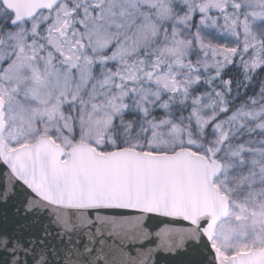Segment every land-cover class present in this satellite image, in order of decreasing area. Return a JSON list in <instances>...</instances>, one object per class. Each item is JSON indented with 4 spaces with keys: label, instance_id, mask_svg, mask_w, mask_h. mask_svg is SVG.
Here are the masks:
<instances>
[{
    "label": "snow or ice",
    "instance_id": "1",
    "mask_svg": "<svg viewBox=\"0 0 264 264\" xmlns=\"http://www.w3.org/2000/svg\"><path fill=\"white\" fill-rule=\"evenodd\" d=\"M0 164L39 264H116L152 215L264 264V0H0Z\"/></svg>",
    "mask_w": 264,
    "mask_h": 264
},
{
    "label": "water",
    "instance_id": "2",
    "mask_svg": "<svg viewBox=\"0 0 264 264\" xmlns=\"http://www.w3.org/2000/svg\"><path fill=\"white\" fill-rule=\"evenodd\" d=\"M13 180L6 166L0 164V191H8L11 196L7 203L0 202V264H39L40 250L34 254V237L25 236L24 240L28 247L12 240L11 247H5V241L9 236H19V226L24 221V201L28 198L23 187H17L13 192ZM125 218H135L137 215L128 210H118ZM108 215L112 212L105 213ZM43 223L49 227L53 235L61 231L56 223L53 212H41ZM191 226L187 221L178 218H170L152 215L144 221V227L138 232V239L125 241L122 252L116 250L114 259L116 264H124L129 257L142 259L145 264H196L203 260V256L190 248L191 241L182 243L183 233ZM7 231L8 235L2 234ZM85 244L88 237L83 238ZM185 254V256H182ZM208 259H211L209 256ZM184 260V261H183ZM206 264V261L204 262Z\"/></svg>",
    "mask_w": 264,
    "mask_h": 264
},
{
    "label": "bare ground",
    "instance_id": "3",
    "mask_svg": "<svg viewBox=\"0 0 264 264\" xmlns=\"http://www.w3.org/2000/svg\"><path fill=\"white\" fill-rule=\"evenodd\" d=\"M182 256H185L186 257V255L185 254H182ZM184 261V260H183Z\"/></svg>",
    "mask_w": 264,
    "mask_h": 264
}]
</instances>
